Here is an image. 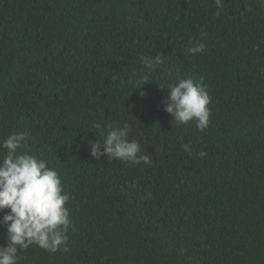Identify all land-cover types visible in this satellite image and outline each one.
I'll return each mask as SVG.
<instances>
[{"label": "trees", "instance_id": "trees-1", "mask_svg": "<svg viewBox=\"0 0 264 264\" xmlns=\"http://www.w3.org/2000/svg\"><path fill=\"white\" fill-rule=\"evenodd\" d=\"M179 79L211 97L203 131L164 111L159 82ZM124 123L151 166L91 156L95 125ZM14 132L72 221L18 264H264V0H0V141Z\"/></svg>", "mask_w": 264, "mask_h": 264}, {"label": "clouds", "instance_id": "clouds-1", "mask_svg": "<svg viewBox=\"0 0 264 264\" xmlns=\"http://www.w3.org/2000/svg\"><path fill=\"white\" fill-rule=\"evenodd\" d=\"M215 5L222 8L223 0H215ZM205 48V43L199 41L188 47L187 52L196 55ZM161 55L141 56L140 60L143 66L153 69L162 62ZM147 80V75L141 76L136 81L137 89L147 84ZM159 87L167 90L162 103L164 111L173 118L171 123L175 121V126L179 127L195 120L201 131L208 127L211 97L202 84L193 79H179L166 84L159 82ZM95 128L99 130L102 142L97 139L87 141L93 158L107 157L151 166V157L140 154V142L129 139L130 123L123 126L108 124L106 128L97 124ZM25 144L26 136L22 132L11 133L0 141V149L5 150L0 156V213H4L0 226L6 230V243L0 245V264H18V254L31 245L52 253L58 251L67 244V233L72 225L70 210L66 207L69 195L64 192L59 173L28 150L18 151ZM182 147L191 154L190 144H182ZM198 155L204 157L207 153L201 151ZM147 198H151V193Z\"/></svg>", "mask_w": 264, "mask_h": 264}]
</instances>
